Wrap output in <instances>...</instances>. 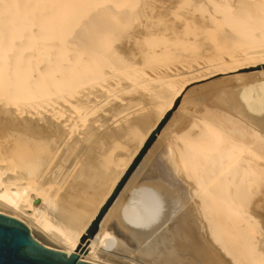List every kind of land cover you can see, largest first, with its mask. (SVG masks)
<instances>
[{
    "label": "bare ground",
    "instance_id": "6f19581e",
    "mask_svg": "<svg viewBox=\"0 0 264 264\" xmlns=\"http://www.w3.org/2000/svg\"><path fill=\"white\" fill-rule=\"evenodd\" d=\"M132 1L0 0V210L26 222L42 245L67 255L75 252L94 264H143L117 253L115 234L142 239L160 218L165 197L155 184L125 180L118 186L178 99L166 126L183 107L187 86L221 73L233 75L216 82L233 89L248 87L249 76L251 81L264 80V0H188L192 6L183 12L179 9L184 0H171L168 12L180 11L182 19L174 23L178 28H170L172 36L163 51L199 56L180 69L175 65L179 71L171 75L163 70L169 74L164 78L155 69L163 59L156 62L154 50L145 45L139 51L148 59L130 65L127 75L140 76L129 75L127 85L145 87L147 80L158 84L147 90L157 88L156 117L133 154L123 160L117 141L121 132H103L112 115L93 114L108 96H116L110 94L123 85L121 77L127 79L126 72L120 77L117 72L132 58L121 64L122 54L112 45L116 27L136 17ZM239 102L217 104L236 109ZM201 120L202 130L197 122L176 131L170 153L191 199L179 222L174 221L177 229L170 228L181 257L161 248L152 254L162 264L178 259L192 264H264V134L251 135L249 128L212 110ZM103 209L97 230L89 236ZM161 237L160 244L166 246L168 237Z\"/></svg>",
    "mask_w": 264,
    "mask_h": 264
},
{
    "label": "rangeland",
    "instance_id": "374dc122",
    "mask_svg": "<svg viewBox=\"0 0 264 264\" xmlns=\"http://www.w3.org/2000/svg\"><path fill=\"white\" fill-rule=\"evenodd\" d=\"M132 2H135V5H133L134 7H132L133 9H131V11L133 10V13L135 14L136 17H134V19L131 20L132 21L131 23L129 21L128 24H125L126 26H122V27H120V26L116 27L115 26L117 29L115 28L116 32H113L114 39L113 38L112 39L114 42H113L112 47H114V49L116 51L121 52V54H122V56H121L122 58H121V62H120L121 64L124 62L123 59L127 60V61L129 60V62H130V60L132 58L131 62L132 61L133 62L132 63L130 62L129 66H127V67H126V64L123 65L122 69H121L122 66L120 67L119 64H117V67H120V70L118 72L115 71L114 74H116V72H117L119 74V77H120V75H122L124 72H126L125 74L127 75V71H128V73H130V70H131V68H129V67H132L133 65H137V64L143 62L144 61L143 59H148L147 56H146L147 58H145L143 55L139 54V51L144 50L143 49L144 45L147 48L149 47L148 49H150V51H151V49H152V51L154 50L153 52H155V54L157 55V56H155L156 62H157V59H158V61H161V59H163L161 62H158L160 64V67H159L158 63L156 64L155 62H152V63L156 64V66L152 63L151 64L156 67L155 68L156 70L159 68V71L162 74L161 77H164V78H167L165 76H169V74L171 75V73L172 72L174 73V71H179L178 69L183 67L184 64L187 65L188 61L191 60L190 58H192V57L196 58L195 56H197V55L199 56V54L194 56V54H196V53H194L192 51H189L190 56H188V54H189L188 51H187L188 54L186 52L177 53V51L165 54L163 51V47L166 45L165 43L168 41L169 37L171 38V36H172L170 32L171 31L173 32L176 24H178V22L181 21V20L177 19L181 15L180 11L183 12V10L186 8V6H187V8L188 7L190 8L192 6L191 1L184 0L183 5H182V7H184V8H181L182 10L179 9L180 11L175 10L173 12L174 14L172 12L169 13L170 12L169 10H171V8H172L171 7L172 6L171 0H136V1H132ZM192 4H193V2H192ZM174 23H176V24H174ZM128 26H130V27H128ZM167 26H168V28H167ZM151 27L153 28L152 29L153 32L149 31L151 29ZM165 28H166V30H165ZM170 28L173 30H171ZM176 28H178V25L176 26ZM161 30H162V33H161ZM137 34H138V36L141 35L138 38L142 39V40H139L136 37ZM143 36H145V37H143ZM115 41H118V42H115ZM133 51H135V52H133ZM174 53L177 55H175ZM165 58H166V60H165ZM116 59H117V57H116ZM139 60H140V62H139ZM116 61H118V60H116ZM127 61H125V62H127ZM185 61H186V63H185ZM178 62L181 64H179ZM182 63H184V64H182ZM146 64H148V63H145L144 66ZM130 65H132V66H130ZM175 65L178 67V69H177V67L175 68ZM180 65H182V66H180ZM164 66H166V67L164 68ZM167 66H168V68H167ZM169 68H171L173 70H171ZM163 70H165V71L170 70V73H169V71H167L169 74H167V72H165V71H164L165 73L164 72L162 73ZM242 70H245V69H241V70H237V71L242 72ZM112 71H114V70H112ZM134 71H136V69ZM151 72H154V71L152 70ZM243 72H245V71H243ZM138 73L136 72V74L138 76H140ZM131 74H132V72H131ZM131 74H129L131 77L136 75L135 72H134V75H131ZM163 74L164 75L166 74V75L164 76ZM230 74L233 75L232 73H230ZM230 74L229 73L228 74H225V73L222 74L221 73L220 76L219 75L214 76L216 78L211 77V78L199 81V82H194V83L189 84L187 86L185 92L181 96V98L182 97L186 98L183 107L181 109H179L174 114L173 118L170 121L171 124H168V126H166V125L163 126V128L165 127L163 132L162 133L159 132L156 135L152 144L149 146V148L146 150V152L141 157L139 163L135 166V168L130 173V175L127 179V181L130 180L128 183H135V181H136V184L141 185V184L145 183V184H147V186H151V185L155 184L157 187L155 185L151 186V187H156V188H154L155 190H158L160 192L162 191L163 197H165V198H163V203L161 205L160 218L157 219L155 225L153 226V229L150 232L146 233L147 235L141 236V237H143L142 239L141 238H135L132 235H128V234L125 235L124 233H123V237L120 238L119 235L115 234V236L117 237L116 238L117 239L116 240L117 241L116 242L117 253H119L122 257L126 258L128 261L130 260L133 262L135 261L136 263L139 262V263H143V264L144 263L145 264H162L161 260H160L161 258L160 257H154L152 254V252L154 251L155 248L165 249V250L172 252V253L175 252L174 255H178L176 253L177 250H179L178 246L176 245L175 240L172 238V234L174 233L173 230H175V228H173V227L178 226V223L177 224H175V223L177 221L179 222L178 218H180L181 215L183 213H185L186 210H188L189 204L191 203V199H190V195H189V188L187 187L186 182L183 181V179L177 175L175 168L172 164V157L170 156L171 149H172V143L175 139L174 135L176 134L177 130H179L180 128H182L184 126L185 127L188 126V124L195 125L197 122H198L197 125L199 124V126H200L199 129L202 130V126L204 124L200 125V121H201V124L203 123V120H201V118L204 117L205 112L207 110H212V111H215L216 113H219V115L224 116L226 118V120H228L229 122H233L237 126L242 125L245 128L244 130H248V128H249V130L251 131L250 132L251 135H255L256 133L264 134V80L258 79L259 80L258 81L257 79L256 80L254 79V81H251L252 77L249 76L248 77L249 83L247 85L248 87L240 86L238 88L236 87L235 89H233L231 86L230 87H228V86L223 87V85H220V84H218V82H216L221 76H222L221 78L231 77ZM126 75H124V76L127 79H123L124 77H121L122 78L121 80H125L124 82L121 81V82H123L122 83L123 85L122 86L118 85V88H116L117 86H115V89L113 88V90H112V94H110L111 92L109 93L110 95H114L116 92L118 94L116 93L115 94L116 96H112V98L110 96V99L108 96L106 100H109V101H105L104 104H99L97 106L99 108V110L98 109L95 110L94 114H93L94 117H96L102 113H106V114L108 113L107 115H109V117H110V114L112 115L110 117V121L109 120L107 121V123H110V124H108V127H107V123H106V125H104V126H106L105 130L110 128L109 130H107L109 132H107L105 130H103V132H105L107 134L110 132L111 133H114V132L120 133L121 132L120 135L117 136L118 137L117 141L120 142L119 143V145H120L119 150H121V151H119V154L122 152L121 153L122 155L121 154L120 155L124 158L123 160H125V161L128 157H130L133 154V152L135 151V149L139 145L138 142H140L141 138L147 132L148 128H150V126H151L150 124L153 123V121L156 117V111L153 108V102L156 101V99H155L156 97H154V92L156 91L157 88L154 87L155 89H153V90L150 89L153 93L149 92L147 90H149V88L152 85L153 86L157 85V87H158V84L156 82L155 83H153L152 81L148 82L149 80H147V82H146L147 84L144 83V86L146 85L145 87H143V85H141V86L138 85L136 87L135 86L129 87V85H127V84L129 83L128 77H130V76L129 75L126 76ZM212 75H214V74H212ZM212 75H210V76H212ZM206 77H208V76H206ZM134 78H136V77H134ZM137 78L140 79L139 77H137ZM201 79H203V78H201ZM203 81H204V83H203ZM112 86H114V85H112ZM153 86L151 88H153ZM124 87H126V88H124ZM120 88H122V89L124 88V90H122V89L120 90ZM149 94L153 97H151ZM119 100H122V101H119ZM230 100H233V102L240 101L241 103L240 102L239 103L241 104V106L239 104L236 107V109H234V108H227L226 106L217 104V102L218 103L219 102H225L227 105ZM245 100L248 103L245 102ZM148 101H150V102H148ZM242 101H243V103H242ZM149 103L152 105H150ZM135 104H137V105H135ZM178 104H179V102H178ZM216 105H218L220 108ZM125 107H126V109H125ZM222 107L225 109L222 110ZM108 110H109V112H108ZM225 110H227V111H225ZM103 111H105V112H103ZM111 111H112V113H111ZM173 111H174V109H173ZM223 111H225L226 113ZM231 113H232V115H231ZM234 115H236V117H238V118H236ZM246 115H248V116H246ZM116 119H118V120L116 121ZM239 119H241L242 121ZM119 126H120L121 130H120V128H118ZM252 131L255 134H253ZM92 132H95V131H92ZM98 132L99 131L97 130V132H95V133H98ZM123 132H124V134H123ZM145 142H146V140H145ZM138 153H136V156L138 155ZM136 156H134V157L136 158ZM125 170H124V172H125ZM133 180H134V182H133ZM148 183L151 185H148ZM163 189L165 191H163ZM161 196H162V194H161ZM181 197H183V198H181ZM178 200H180L181 203ZM101 208H102V206L98 209L96 214L100 211ZM170 217H171V219H170ZM174 221H175V223H174ZM171 227L173 230L170 229ZM176 229H177V227H176ZM168 231L169 232L173 231V233L172 232L169 233ZM155 232H156V234H154ZM165 233H167V234H165ZM153 234H154V236H153ZM161 235L168 237L169 244H166L168 242L167 241L165 243L166 246H164V244H163V246H162V244H160L161 240L163 239L161 237ZM147 236H149V238ZM158 237L161 240L158 239ZM145 239H147V241ZM159 240H160V242H159ZM170 242H171V246H170ZM173 242H174L175 246L173 245ZM125 243H127V245H125ZM168 245L171 248H166V247H168ZM172 245H173L174 250L172 248ZM168 249H172V250H168ZM178 257L180 258L181 256L178 255ZM156 260H157V262H156ZM170 264H192V263L191 262L188 263V261L185 263L184 261H181L180 259H178V260L173 261V263H170Z\"/></svg>",
    "mask_w": 264,
    "mask_h": 264
},
{
    "label": "water",
    "instance_id": "95a60500",
    "mask_svg": "<svg viewBox=\"0 0 264 264\" xmlns=\"http://www.w3.org/2000/svg\"><path fill=\"white\" fill-rule=\"evenodd\" d=\"M179 100V99H178ZM175 106L166 114L157 130L149 136L142 149L133 160L129 170L125 174L118 188L126 182L130 173L139 163L141 157L152 144L156 135L163 128ZM126 180V181H125ZM117 188V189H118ZM113 198V197H112ZM109 200V202L112 200ZM108 202V203H109ZM105 209V208H104ZM104 209L95 218L89 228V236L93 235L98 228L99 220ZM0 264H94L83 261L78 254L73 252L69 255L64 252L48 248L36 241L35 232L30 231L26 222L6 216V211L0 210Z\"/></svg>",
    "mask_w": 264,
    "mask_h": 264
}]
</instances>
